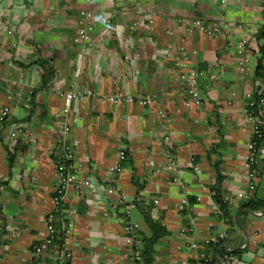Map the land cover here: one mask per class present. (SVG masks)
Wrapping results in <instances>:
<instances>
[{
	"label": "crops",
	"instance_id": "obj_1",
	"mask_svg": "<svg viewBox=\"0 0 264 264\" xmlns=\"http://www.w3.org/2000/svg\"><path fill=\"white\" fill-rule=\"evenodd\" d=\"M85 10L94 18L89 33L78 21ZM196 20L221 30L214 36L186 31ZM263 26L264 0H0V110L8 109L0 125V264H33L32 247L45 234L58 182L56 121L64 90L156 99L151 105L94 97L73 103L68 137L82 165L78 178L88 183L80 194L73 184L65 194L75 210L72 264H134L122 205L106 191L119 149L125 159L118 186L139 199L129 213L139 248L151 235L145 210L166 231L153 244V264H199L207 244L227 236L230 224L222 220L214 186L237 226L231 235V245L242 250L236 264H264V215L239 210L237 198L251 189L264 200V154L254 179L244 167L252 133L245 110L256 88L264 94V80L255 75ZM242 37L249 38L244 74L236 51ZM183 58L186 66L179 67ZM38 59L54 67L45 85ZM187 68L200 73V104L186 105L178 75ZM15 125L23 131L13 138ZM166 133L175 144L173 171L161 142ZM182 197L184 215L177 208ZM189 221L193 231L180 233ZM42 262L57 264L51 253Z\"/></svg>",
	"mask_w": 264,
	"mask_h": 264
},
{
	"label": "built area",
	"instance_id": "obj_2",
	"mask_svg": "<svg viewBox=\"0 0 264 264\" xmlns=\"http://www.w3.org/2000/svg\"><path fill=\"white\" fill-rule=\"evenodd\" d=\"M79 24L82 26L84 33L93 31L94 18L91 11L85 10L80 13L78 18ZM137 21H134L129 30L136 29ZM233 28V27H232ZM234 28L240 29V25ZM185 30H198L208 36L217 35L221 27L219 24H211L207 21H193L185 25ZM249 43L248 37H242L236 44V51L240 54L239 71L244 74L247 71L248 57L245 54V49ZM179 67L186 66V58L178 62ZM199 71L195 68H187L179 71L178 80L188 94L186 105L191 103L200 104L201 99L197 91V82L199 78ZM63 99V106L56 121V134L58 141L56 144L57 153L54 157L56 166L58 182L52 195V210L49 211L44 217L45 234L41 240L32 247L33 264H43L42 257L46 253H51L57 264H72L74 245L72 243V235L74 230V208L67 206L64 202L67 188L73 184L76 194H80V187L86 185L88 181L78 178L81 171V163L74 160V148L72 146L73 140L68 137L71 133L70 120L74 117L72 112L73 103L80 99H88L94 97L102 101H109L113 103H138L139 105H151L156 102L155 97L152 96H131V95H98L91 90L77 91V90H64L60 92ZM253 102H248L246 108L247 116L252 120V133L251 138L247 144V155L244 161V167L248 179H254L258 174V161L260 156L264 154V148L260 145V141L264 135L263 130L260 128V119L250 109ZM163 116V112L159 113ZM8 117V109L0 110V125ZM23 131L20 125H15L10 133L11 137H15ZM162 144L165 147V159L167 169L173 171L175 169L176 150L175 144L170 133H166L162 139ZM125 159V151L119 149L116 154V161L110 167L111 177L108 181L107 193L117 196V201L122 205L121 212L124 218L123 231L125 235V242L129 246L130 258L134 264H140V248L139 239L136 236L137 224L129 219V213L132 208L136 206L139 199H129L126 193L120 190L118 186V175L122 172L123 161ZM176 181L177 178H174ZM253 196V191L248 189L247 192H238L237 198L245 200ZM226 201V198H224ZM156 202V200H154ZM187 206V200L182 197L179 201L177 208L181 215H184V209ZM222 220L227 224L228 220L222 214ZM257 214L264 215L263 210L257 211ZM57 220V222H56ZM193 231V224L191 221L187 222L180 228V233ZM225 234L219 235L218 238L224 237ZM198 258L202 260V264H210L212 255L205 252H200Z\"/></svg>",
	"mask_w": 264,
	"mask_h": 264
},
{
	"label": "trees",
	"instance_id": "obj_3",
	"mask_svg": "<svg viewBox=\"0 0 264 264\" xmlns=\"http://www.w3.org/2000/svg\"><path fill=\"white\" fill-rule=\"evenodd\" d=\"M208 22V21H207ZM213 24V23H211ZM256 37L258 39L264 38V26L260 28ZM259 56L257 58L255 75L264 80V44L259 45ZM40 69H41V82L43 85L49 83L54 76V67L51 64V61L48 59H38L37 60ZM250 100L253 102L250 109L260 119V128L264 132V94L259 89L256 88L251 96ZM264 135L260 141V145L263 144ZM218 181L220 182V176H218ZM214 192L215 200L219 204V207L222 211V214L227 218L230 228L227 230V236L225 235L222 238H217L214 242L207 244V248L204 251L212 255V261L210 264H236V258L242 252L241 249H236L231 245V235L233 230L237 227L235 220L233 219L227 201L224 200L219 187H212ZM238 209L241 211H264V200L257 199L254 196H251L248 199L243 200L238 205ZM144 220L148 225L151 235L148 238L142 239V244L140 247V264H153V244L156 240L161 238L166 234L165 229L157 221H154L148 212L144 211ZM199 264H202V260L198 258Z\"/></svg>",
	"mask_w": 264,
	"mask_h": 264
},
{
	"label": "water",
	"instance_id": "obj_4",
	"mask_svg": "<svg viewBox=\"0 0 264 264\" xmlns=\"http://www.w3.org/2000/svg\"><path fill=\"white\" fill-rule=\"evenodd\" d=\"M250 212H253V211H250Z\"/></svg>",
	"mask_w": 264,
	"mask_h": 264
}]
</instances>
